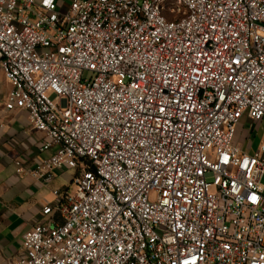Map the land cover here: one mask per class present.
<instances>
[{
	"label": "built area",
	"instance_id": "built-area-1",
	"mask_svg": "<svg viewBox=\"0 0 264 264\" xmlns=\"http://www.w3.org/2000/svg\"><path fill=\"white\" fill-rule=\"evenodd\" d=\"M0 71L76 170L11 264H264V0H0Z\"/></svg>",
	"mask_w": 264,
	"mask_h": 264
},
{
	"label": "crops",
	"instance_id": "crops-1",
	"mask_svg": "<svg viewBox=\"0 0 264 264\" xmlns=\"http://www.w3.org/2000/svg\"><path fill=\"white\" fill-rule=\"evenodd\" d=\"M9 88L0 71V264H11L22 255V236L34 224L62 221L57 211L42 210L64 202L72 193L76 175L75 169L64 166L53 169L50 175L36 169L56 147L38 150L43 134L29 125L23 110L5 108ZM263 141L264 118L254 120L244 113L234 126L232 144L251 153Z\"/></svg>",
	"mask_w": 264,
	"mask_h": 264
},
{
	"label": "rangeland",
	"instance_id": "rangeland-1",
	"mask_svg": "<svg viewBox=\"0 0 264 264\" xmlns=\"http://www.w3.org/2000/svg\"><path fill=\"white\" fill-rule=\"evenodd\" d=\"M74 185L72 184V186H71V190H72V192L74 191ZM152 196V195H151Z\"/></svg>",
	"mask_w": 264,
	"mask_h": 264
}]
</instances>
